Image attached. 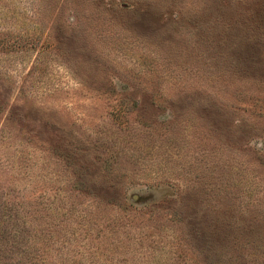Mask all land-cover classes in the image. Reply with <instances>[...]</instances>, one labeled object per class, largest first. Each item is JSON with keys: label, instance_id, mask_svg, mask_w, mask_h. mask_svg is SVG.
<instances>
[{"label": "rangeland", "instance_id": "obj_1", "mask_svg": "<svg viewBox=\"0 0 264 264\" xmlns=\"http://www.w3.org/2000/svg\"><path fill=\"white\" fill-rule=\"evenodd\" d=\"M0 238L264 264V0H0Z\"/></svg>", "mask_w": 264, "mask_h": 264}, {"label": "trees", "instance_id": "obj_2", "mask_svg": "<svg viewBox=\"0 0 264 264\" xmlns=\"http://www.w3.org/2000/svg\"><path fill=\"white\" fill-rule=\"evenodd\" d=\"M3 245H4V242H3V239L0 238V264H4L3 261L7 262L9 260V258L7 256L11 255L13 256L15 252L14 249H3ZM23 255L18 259H23L25 258V253L27 252H22ZM27 254H32V253H27ZM35 256H33L30 260H21V261H18V262H14L13 264H22V263H29V262H32V260H34ZM10 260H13V258H11ZM7 264V263H6Z\"/></svg>", "mask_w": 264, "mask_h": 264}]
</instances>
